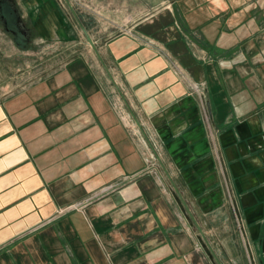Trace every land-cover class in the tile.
Wrapping results in <instances>:
<instances>
[{
  "label": "crops",
  "instance_id": "obj_1",
  "mask_svg": "<svg viewBox=\"0 0 264 264\" xmlns=\"http://www.w3.org/2000/svg\"><path fill=\"white\" fill-rule=\"evenodd\" d=\"M95 47L0 99V264H264V12L171 0Z\"/></svg>",
  "mask_w": 264,
  "mask_h": 264
},
{
  "label": "rangeland",
  "instance_id": "obj_2",
  "mask_svg": "<svg viewBox=\"0 0 264 264\" xmlns=\"http://www.w3.org/2000/svg\"><path fill=\"white\" fill-rule=\"evenodd\" d=\"M171 0H0V99L32 85L76 56L108 74L84 28L102 50L121 29ZM264 12V0H233Z\"/></svg>",
  "mask_w": 264,
  "mask_h": 264
},
{
  "label": "water",
  "instance_id": "obj_3",
  "mask_svg": "<svg viewBox=\"0 0 264 264\" xmlns=\"http://www.w3.org/2000/svg\"><path fill=\"white\" fill-rule=\"evenodd\" d=\"M84 32L86 33V35H87V38H88V40H89V42H90V44L94 47V48H96L95 47V43H94V41H93V39L91 38V36L88 34V32L86 31V29L84 28Z\"/></svg>",
  "mask_w": 264,
  "mask_h": 264
}]
</instances>
